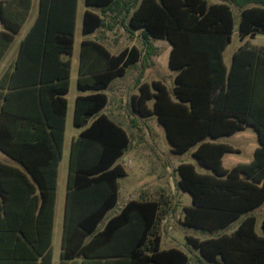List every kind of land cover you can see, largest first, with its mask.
<instances>
[{"label": "trees", "instance_id": "1", "mask_svg": "<svg viewBox=\"0 0 264 264\" xmlns=\"http://www.w3.org/2000/svg\"><path fill=\"white\" fill-rule=\"evenodd\" d=\"M69 2L66 13L60 0H39L36 19L20 41L16 58L0 77V150L27 168V162L16 154L14 142L30 141L18 127L28 129L34 124L30 117L16 115V95L37 98L49 128L40 139L49 142L55 167L62 155L77 0ZM85 4L99 11L85 10L83 35L104 27L112 29L119 22L131 32L140 30L144 48L125 47L112 54L98 41L81 40V56L93 46L101 65L87 72L81 64L78 68L73 125L81 131L70 143L61 259L124 258L129 264H189L192 259L180 248L160 247L168 202L129 200L106 218L117 206L118 179L126 175L119 159L130 149L131 138L101 113L108 102L104 91L138 61L145 69L151 56L159 53L150 42L157 38L170 44L168 66L175 71L173 86L170 90L158 80L137 79L138 93L131 95L127 110L141 118L155 115L171 151L182 154L192 149L191 156L207 170L198 171L190 162L176 167L178 188L191 196L182 223L209 234L204 239L186 236V243L198 252L200 261L209 264H264V219L259 235L252 214L264 204V46L245 42L232 54L228 69L223 62L234 29L233 8L239 13L238 35L243 41L264 34V0H85ZM5 9L0 2V61L27 17L26 12L12 21ZM240 68L246 94L244 103L237 106L235 82ZM149 100H153L151 107ZM57 111L58 124L48 114ZM245 125L257 131L259 146L254 157L249 163L225 168L221 157L233 149L218 140ZM53 174L50 182L34 179L41 191L42 208L47 205L50 215L56 197V170ZM237 220L231 232H222ZM51 231L50 218L48 238ZM44 256L49 264V253Z\"/></svg>", "mask_w": 264, "mask_h": 264}, {"label": "crops", "instance_id": "2", "mask_svg": "<svg viewBox=\"0 0 264 264\" xmlns=\"http://www.w3.org/2000/svg\"><path fill=\"white\" fill-rule=\"evenodd\" d=\"M60 1L62 2L61 6H63V8L66 9V13H68V8L70 5L69 0H60ZM0 2L2 6L6 7L4 12L6 13V16L8 18L12 19V21L20 20L21 17L27 12V17L24 23L22 24L19 32L15 35V38L13 40L14 42L16 37L19 35L20 37H19L18 43L13 49V52L5 59V57L7 56L8 50L10 48L9 47L5 55L0 61L1 63L0 64V77H1L3 72H5V70H7L11 66L12 62L16 58L20 41L26 35V33L28 32L29 28L31 27V25L33 24L34 20L36 19L38 15L39 0H0ZM86 9H90L94 12L99 11V9L96 7L87 6L85 4V0H77L76 10H75V24H74V32H73L74 42H73L72 55L70 57L71 66H70V77H69V91L71 88L72 78L74 79L75 81L74 83L76 86L78 68L80 64L84 72L91 71L96 68L99 69L101 65V58L99 57L98 54H96L95 48L93 46L92 47L89 46L85 50L84 54L81 56L80 43L82 39L98 41L101 44H103L106 47V49L112 54H117L119 51H121L125 47L130 48L132 46H135L141 50L144 48L141 43V39H140V30H133L131 32L125 27L124 28L127 31V35L132 37L130 43L122 46L119 49H111L109 46H107V44L104 43L103 40L107 42L110 41L109 33L111 30L116 28L115 25L119 23L117 22V23H113L112 29H107V27H104V28L97 29L92 33H89V34H93V37L91 38L88 36V34L84 35V37H82L79 40L78 60L74 61L73 53L75 49V34H76L77 29H80V30L82 29V20H83V15ZM65 18L68 19L67 14ZM109 24H111V22ZM0 30H3V25L1 23V20H0ZM259 35H264V34H256L253 37H247L243 40V42L244 43L247 42L249 46H256V47L264 46V43H254L253 42V40ZM137 38L140 39L139 46H137L135 43L137 42ZM155 39L157 38H150V42L153 44ZM241 45H239L232 52V54ZM153 46L158 48L159 53H160L161 51L160 47L165 46V44H162L160 47L155 46L154 44ZM166 48H167V45L165 49ZM169 51H170V44H169ZM159 53L158 55L151 56V58L149 59V64L147 65L145 69H141L140 61H138L137 64L129 67L132 69V77H131L132 87H131V90L127 92V97L124 100H122L121 103H120V100L122 97L120 96V93L116 94L115 92L114 94H112V100H111L112 106L114 107L117 104V108L118 109L121 108L122 110L121 115L122 116L123 114L126 115V118L129 120L130 129H127V126H125L123 123H121V121L117 119V116L119 115L118 111L116 113H111V116H110L102 112L101 110V113L107 115L110 119L118 123L123 129L124 127H126V129L124 130L129 135H130L129 131L132 133L133 132L139 133L141 131L140 125L143 124L145 126L144 120L146 118H141L137 115L129 113V111L125 112V108L127 109V102L129 101L131 95L138 93L136 82H135L137 79H139L141 82L145 81L147 83H150L152 80H158L162 82L159 79L160 74L158 70H157L158 72L157 76L155 78H152L151 80H148L146 78L147 73L149 69L151 68V66L158 67ZM232 54L230 56L229 61H225L224 56H223V62L227 69L229 68L231 64ZM73 64H76L77 66L75 76H73L72 74ZM240 70L238 74L239 76L235 82L237 106H241V104L244 103V97L246 94V85H245V79L243 76L244 70L243 68H240ZM172 71H173V73L171 74L172 84L170 87H168L170 90L173 86V77L175 75V71L174 70ZM116 85L115 87H117ZM104 92L106 93V91ZM78 93H76V95ZM67 94L65 95V98L67 100V110H66V115H65V129H64L62 155L56 167H55L54 160L52 157L49 142H43L41 140L42 139L41 135L43 133L47 134L49 131V128L44 124V118L40 110V106L38 104L37 98H34V97L28 98L24 94L15 96L14 111L16 115L20 114L22 116L30 117L32 119L31 123L34 125L32 127H29L28 129L25 127L22 128L19 126L18 121H15L16 122L15 124H17L20 127V128L18 127V130L24 133L25 137L30 139V141H28L27 143L23 141H15L14 149L16 150V154L19 156H22V158L27 162L29 166L28 168L30 169L25 167L17 159H13L9 157L7 154H5L4 152L0 150V164H1L0 166V170H1L0 171V181H1V184H0L1 185L0 186V190H1L0 191V264H48L47 259L44 256L47 252L50 255L49 264H129L128 261L124 258L98 259V258H91V257L84 258L83 256H79V257H75L73 259L64 260V261L61 259V243H62L64 216H65L66 184H67V179H68V174H69L70 143L72 139L76 138L79 132L81 131V129L79 128L77 134L72 136L69 142L68 151L65 154V142H66L65 133H66L68 119H69V99L67 97ZM106 95L109 101V96L107 93ZM75 97H74V102H75ZM74 102L72 105V113H71L72 123H73ZM152 103H153V100H152ZM256 103H258L257 105H260L259 98L256 100ZM147 105L149 107L152 106V105H149L148 102H147ZM48 114L50 118L52 119V122L58 124L59 112L58 111L57 113L49 112ZM33 138H36L37 140H34ZM237 138L243 139L248 142L247 156L250 155V157L244 158L245 161H239L238 160L239 158H236L234 156V155L241 154V150L227 141L229 139H237ZM140 139L142 140V137L138 136L137 140H140ZM218 141L229 145L233 149V151L226 152L221 157L222 165L225 168H231L237 164L249 163L254 157L255 149L259 146V139H258L257 131L251 125H245L243 129L231 135L223 136L219 138ZM134 145L135 143L133 139L131 138V147L129 150H132ZM190 154H191V151H190ZM131 157L135 158L136 160V163H135L136 165L132 171V174H134L133 176L136 179L135 184L131 187V191L126 192V195L124 196V199L122 203L120 204L119 197H120L121 186L119 183L120 178L118 179L119 187H118L117 206L109 211L110 214L109 212L107 213L106 218L111 217L118 208H120L122 205H124L129 200H139V199L140 200L141 199L143 200L144 199L145 200H162L163 202H168L169 210H171L170 206L173 207L174 205L176 206V208L177 207L179 208L181 215L177 217V220L180 226L184 229L183 238L186 243L185 237L192 236V235L187 234L186 228H185L187 226H185L182 223L183 214H184L183 209L184 207L189 206L191 202L189 205L184 204V203L179 204L178 201L172 203V200L169 197V193L166 191V184H165L166 180L163 179V176L165 173V169L163 167H165L168 164L167 160L162 159V158L161 159L155 158L153 160H149L142 156H131ZM225 163L230 164L229 167H226ZM30 170L34 172L36 177L33 176V173ZM54 170H56L57 186L55 190L56 197H55V201L53 204V208L51 210L52 213L50 215V210L47 205L44 206V208H42L41 193H40L41 191L39 187L36 185L34 179L36 178L39 180L50 182L53 179ZM125 171H126L125 176L127 177L128 172L126 169ZM148 177H155V178H153L152 181H149L147 179ZM262 208H264V204L255 208L252 211V214L256 217V223H257V218L259 217L254 213V211H257ZM50 218L52 222V231H51V237L48 238L47 233H46V228L48 226V222ZM263 219L264 217L261 219L259 218L261 222ZM166 221H167V217H165V219L162 222V226H163L162 231H165V232L171 231L170 229L165 228L164 225ZM102 224L103 223H101V226ZM167 234L169 235V233ZM170 237H171V240L174 241V243H176L175 235H170ZM170 247H175V246L171 245ZM198 259H199V254H198ZM199 261L200 260H198V262Z\"/></svg>", "mask_w": 264, "mask_h": 264}, {"label": "rangeland", "instance_id": "3", "mask_svg": "<svg viewBox=\"0 0 264 264\" xmlns=\"http://www.w3.org/2000/svg\"><path fill=\"white\" fill-rule=\"evenodd\" d=\"M212 1V0H211ZM233 17H234V29L233 33L231 36V41L230 43L226 46L225 50L223 51V56L225 61H229L230 56L232 52L241 44H243V41H240L239 35H238V23H239V13L236 8H233ZM116 28L111 30L109 33V40L110 41H104V43L107 44L111 49H119L124 45H127L130 43L132 37L127 35L126 29L120 24L117 23ZM114 26V27H115ZM105 30V29H104ZM88 36L91 38L93 37V34H88ZM19 35L16 37L15 41L13 44L10 46L7 56L5 59L13 52V49L15 48L16 44L18 43L19 40ZM84 37V35L81 33L80 29L76 30L75 34V49L73 53V60L77 61L79 57V40ZM112 41V43H111ZM254 43H264V35H259L257 36L254 40ZM252 42V43H253ZM137 46L140 44V39L137 38V42H135ZM153 44L155 46H161L162 44H165V46L160 47V53L158 56V67L151 66L149 69L146 78L148 80H151L152 78H155L157 76V73L159 72L160 77L159 79L167 86L170 87L172 84V73L173 71L169 68L168 66V53H169V43L167 40L163 39H155ZM167 45V48L165 49ZM1 64V63H0ZM76 64L72 65V74L75 76L76 74ZM158 70V72H157ZM132 69L129 68L127 69L125 75L116 78L115 80L112 81L110 86L105 90L106 93L109 96V101L108 104L102 109V112L108 114L111 116V113H116L117 111L119 112L117 119L121 121L125 126H127V129H130L129 126V120L126 118V115L123 114L121 115V108H117V104L113 107L111 100H112V94L116 92V94L120 93V96L122 97L120 100V103L122 100H124L127 97V92L131 90L132 87ZM74 79L72 78V83H71V88L69 93L67 94V97L69 99V119H68V124H67V129H66V142H65V154L68 151L69 148V142L72 138L73 135H76L79 128L75 127L73 123L71 122V113H72V105L74 102V97L76 93H78L77 88L74 83ZM120 82V83H118ZM118 83V84H117ZM117 84V85H116ZM115 85L117 87H115ZM115 87V89H114ZM149 105H152V100L148 101ZM128 110L125 108V112ZM137 118V117H135ZM137 121V119H136ZM145 126L141 124V131L139 133L135 132H130V136L133 139L135 145L132 150L127 151L120 159L119 162L124 165L125 169L128 172V176L121 177L119 179V183L121 186V191H120V197H119V203L121 204L124 196L126 195V192L131 191V187L135 184V177L132 174L133 168L135 167L136 160L135 158L131 156H142L145 157L149 160H153L155 158L159 159H166L167 160V165L163 167L165 169V173L163 176V179L166 180V191L169 193V197L172 200V203L177 202L179 204H190L191 202V196L187 192H183L178 188L177 185V178L179 177L178 173L176 172V166L181 163V162H190L193 163L198 171H207L206 169L200 167L197 163L196 160L191 156L190 151L184 152L182 154H176L172 153L170 151L171 145L169 144L166 134H165V129L161 123L157 120L155 115H151L145 120ZM124 127V126H123ZM126 129V127H124ZM141 136L142 140H137V137ZM230 142L232 145L238 147L241 150V154L234 155L236 158H239V161H245L244 158L250 157V155L247 156L248 152V142L243 140V139H229L227 140ZM230 164H226V167H229ZM152 167V165H151ZM155 177H148L147 179L149 181H152V179ZM180 190V192H179ZM173 192V193H172ZM171 210H169V213L167 214V221L165 223V228L170 229L171 231H162L161 232V248H168L171 245H174L177 248H180L184 252H186L190 258H192L189 262V264H209L206 262L199 261L198 262V253L195 250L190 249L183 238V231L184 229L180 226L178 223L177 217L181 215V212L179 208L174 205L173 207L170 206ZM254 213L261 219L264 217V208L259 209L257 211H254ZM110 214V212H109ZM257 218V223L255 226V231L258 234H261V220ZM238 221L233 222L230 226H228L226 229L222 230L224 233H229L232 231L236 225L238 224ZM187 234H191L194 237H198L199 239H204L206 237H209L208 234L197 230L195 228H190V227H185ZM169 233V235L167 234ZM170 235H175L176 237V243L171 240Z\"/></svg>", "mask_w": 264, "mask_h": 264}]
</instances>
